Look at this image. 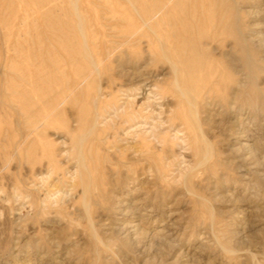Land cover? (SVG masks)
Returning <instances> with one entry per match:
<instances>
[{
    "label": "rangeland",
    "instance_id": "rangeland-1",
    "mask_svg": "<svg viewBox=\"0 0 264 264\" xmlns=\"http://www.w3.org/2000/svg\"><path fill=\"white\" fill-rule=\"evenodd\" d=\"M210 1L175 13L220 26L170 46L197 81L200 65L223 75L194 100L180 91L183 63L135 39L108 3L141 21L137 9L156 0H0V264H264V0ZM70 56L87 59L97 96L85 151L72 138L76 110L56 113L40 79ZM11 65L38 88L20 86ZM12 78L34 93L30 108L10 102ZM43 105L49 115L35 113Z\"/></svg>",
    "mask_w": 264,
    "mask_h": 264
},
{
    "label": "bare ground",
    "instance_id": "bare-ground-1",
    "mask_svg": "<svg viewBox=\"0 0 264 264\" xmlns=\"http://www.w3.org/2000/svg\"><path fill=\"white\" fill-rule=\"evenodd\" d=\"M137 1L139 3H144V0H141V1L135 0V2H137ZM208 1H210V0H208ZM185 2H186V0H169L168 3H165L167 11H165L163 13V15L161 16L158 14V11L160 10V8H159L160 5L158 3V0H156V4H155L156 7L153 10L143 12V9H144L143 7L140 8L141 10L137 9L139 11L137 13V15L140 17L141 21H138V20L135 21L132 16H129L130 13L116 11L115 10L116 7H113L114 5L110 2H108V3L111 6L110 9L113 13V17H120L123 20H126L130 25H132L136 28V29L134 28V32L132 33V35L135 37V39L141 41L143 39V37L146 36V38L148 37L150 39V41L156 42L157 44L163 46L167 50V53H164L163 50L161 49L163 57H166L168 55L169 58L174 59V60L172 59L173 61H175V58H176L177 61L179 60L180 63H183V66H182L183 68H181L179 66V68H180L179 69L178 65L176 64L177 62H175V64H176L175 67L178 69V71L180 70V76H181L183 82L187 85V87L184 89L181 86L180 91L182 92V95L184 97H186V98L190 97L191 96L190 94H192L194 100H197V98L202 96V94H206V93L210 94L214 90H216L217 84H219L218 82H220V80L223 79V75L218 74L217 69L214 67H211L210 65H204V66L200 65L199 72L202 74L201 77L205 76L204 79H206V80H203V78L200 77V79H198L199 81H197V79L195 77L189 76L188 74L184 73V70L193 67V64H190V59H189V61L184 59L182 57L181 53H179L180 51H177V50L172 51L170 46L182 45V42H181L182 38H180L179 36L182 37L183 34L189 33L190 31H193L194 29L198 30V34H199L201 41H202L204 36H207L208 38H209V35H213V34L218 36L217 30H218L219 24L218 23L216 24L215 23L216 21H214L212 24V20H211L210 23L212 25H210L208 27L204 23H201V20L196 19L198 17H197L195 12L192 14V21L193 22L187 23L185 18H183L184 17L183 15L178 17V15L175 14V13H178V11H185V8H184ZM205 2H207V1H205ZM214 3H212V6L215 8ZM139 6H142V4H139ZM210 6H211V3H210ZM212 6L209 9H211ZM213 10H210V12L211 11L213 12ZM130 15H132V14H130ZM211 18H213V17H211ZM202 21H204V20H202ZM164 25L166 26L165 28L167 30L166 33L163 32V30H162ZM225 28H226V26H225ZM177 30L179 31L178 33L176 32ZM147 31H150V33H148ZM151 31H152V33H151ZM180 33H181V35H180ZM152 34L154 36H152ZM228 35H229V33H228ZM95 39H97V37L94 34V35H92V40L94 43H95ZM212 40H213V38H212ZM214 40H216V38ZM238 42H241V41H238ZM245 46L243 45V47H242V48H244V50L247 48V47L245 48ZM94 52H95V49H94ZM245 52H246L245 58L249 59L251 61L252 59L249 56L247 50ZM71 60L72 61L68 60L67 65H65V64L61 65V62L59 61V59L58 60L56 59L55 61L53 60V62H55V65L57 66L53 78L51 79L50 77H48V78L42 79L46 75V72L40 71V74H41L40 79H41V81H43L45 83L51 82V87H50L49 93L50 94L55 93L54 98H56V104H57L55 106V108L57 110V111H55L56 113H62L63 110H65L64 109L65 103H68L69 106H71V108L76 110V112H75L76 116H75L74 122L77 125H76V127L72 133L73 136L72 135L71 136H72V138H74V142H75L76 146H78L79 148H81L82 150L85 151V148H87V128L89 127L88 126V117L92 111L91 104L93 106L97 105V101H96L97 96L92 93V90L94 88V82H92L91 76L87 75V70H89V66L91 67V65H89L87 63V59L85 60V62H83V61H79L76 58L71 57ZM197 60H198L199 64L202 63V61H203L202 57L197 59V54H196V60L195 61H197ZM94 63L96 66H98V62L95 59H94ZM42 66H41V68H42ZM195 67L198 68L197 66H195ZM27 69H29V68H27ZM10 70L12 72H14V74L17 73V75L19 76V78L21 80L20 86L25 87L26 85L27 86L30 85L32 87L31 89H37L38 88L37 86L34 85V81L32 80V77L30 76V73L28 70H26V68H22V67L17 68L15 66L11 65ZM95 74L99 77L101 73H100V71H95ZM50 80H52V81H50ZM253 83H255V82L253 81ZM15 84H16V82L14 83V80L12 78V85L9 87L10 88V102H15V101L20 102L21 101V102H23V105H25V107H26V104H28V108H30L29 105H32V103L31 102L28 103L25 101H26V98H29L30 96L32 97V94H34V93H30L27 90L26 91L25 90L19 91L15 87ZM35 84H37V82ZM179 85H180V82H179ZM51 92H54V93H51ZM41 93H42V91H41ZM45 94H46V92H45ZM46 96L43 94L34 95L33 98L36 102L35 104H39L40 102L43 104L44 103L46 104L49 100L48 98H46ZM190 103H192V102H190ZM48 110L49 109L43 105V107L40 110L41 112L36 111L35 113H43V114L49 115ZM191 110L192 109L190 108V111ZM30 112H31V110H29V109H28V113L25 112V109H23L21 111V113L24 114L25 116H29L28 114ZM191 113L194 114V117H196L195 116L196 114L194 113V111H191ZM33 115L36 116L35 114H33ZM190 121L191 122L188 123L189 126H191L192 128H195L196 119L192 117V119H190ZM30 122L33 125H36L35 122H38V121H34V119H33ZM83 164L86 165V167H87V161H85V159L83 161ZM85 193H86V191H85ZM86 200H87V198L84 200L85 205L87 203Z\"/></svg>",
    "mask_w": 264,
    "mask_h": 264
}]
</instances>
